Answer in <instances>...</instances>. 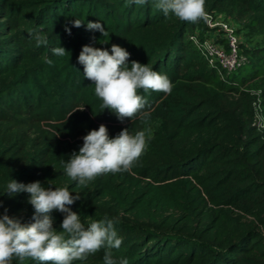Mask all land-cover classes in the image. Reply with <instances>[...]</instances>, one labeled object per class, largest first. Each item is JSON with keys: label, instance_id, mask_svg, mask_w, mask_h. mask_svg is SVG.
<instances>
[{"label": "trees", "instance_id": "16d2710c", "mask_svg": "<svg viewBox=\"0 0 264 264\" xmlns=\"http://www.w3.org/2000/svg\"><path fill=\"white\" fill-rule=\"evenodd\" d=\"M204 11L231 18L246 36L242 62L230 72L211 66L191 38L209 37L206 16H165L153 0H0V214L32 223L29 194L9 196L6 185L40 181L80 197L69 207L85 227L117 221V261L264 264V127L253 123L256 98L264 117V0H205ZM89 21L109 36L88 30ZM37 34L47 46L37 47ZM113 44L131 54L129 65L148 64L173 85L170 94L138 90L148 104L123 122L102 109L77 60L85 45L110 52ZM59 46L70 54L54 55ZM101 124L110 137L144 131L145 151L130 171L80 186L65 163ZM52 216L61 231L64 214ZM105 251L73 264H104Z\"/></svg>", "mask_w": 264, "mask_h": 264}, {"label": "clouds", "instance_id": "9594fccd", "mask_svg": "<svg viewBox=\"0 0 264 264\" xmlns=\"http://www.w3.org/2000/svg\"><path fill=\"white\" fill-rule=\"evenodd\" d=\"M149 0H128V5H144ZM205 0H153V6L165 16L169 13L187 22H197L205 18ZM72 26L85 25L81 20L70 21ZM88 30L99 31L103 37L109 34L100 22H87ZM65 31L71 29L65 25ZM36 45L47 46L46 35L37 34ZM106 44V43H102ZM54 55L63 57L70 54L64 47L52 49ZM130 53L113 44L111 51L85 45L77 58L83 65L84 77L93 82L96 96L102 101V109H108L123 122L132 119L148 104L146 96L138 94L164 92L170 94L173 85L167 75L153 70L148 64L128 61ZM51 63V61H48ZM79 152H73L65 163L66 175L80 186H87L98 176L107 173L128 172L143 155L146 148V133L138 131L135 135L128 128L122 129L115 137L109 136L106 125L90 130L83 138ZM29 194L27 201L34 209L32 223H22L10 217L5 210L0 214V264H12L18 259L21 264L25 258L37 264H73L86 260L100 249H107L104 264H128L126 258L119 261L113 258L111 249H119L122 244L115 230V219L105 217L92 221L87 227L80 216L69 206L80 200L67 187H44L40 181L24 184L14 179L6 185L5 194L14 196ZM2 206V202H0ZM53 211L64 214L61 231L53 227Z\"/></svg>", "mask_w": 264, "mask_h": 264}, {"label": "built area", "instance_id": "2783aa9c", "mask_svg": "<svg viewBox=\"0 0 264 264\" xmlns=\"http://www.w3.org/2000/svg\"><path fill=\"white\" fill-rule=\"evenodd\" d=\"M209 27L220 32L221 37H206L200 40L197 36H192L194 43L201 54L207 59L211 66H216L220 70L230 72L241 62L242 56L238 53V38L235 31L225 20L215 21L210 14H205ZM221 38V41L219 40ZM259 98L253 101L255 110L254 124L259 128L264 127V117L258 104Z\"/></svg>", "mask_w": 264, "mask_h": 264}, {"label": "rangeland", "instance_id": "374dc122", "mask_svg": "<svg viewBox=\"0 0 264 264\" xmlns=\"http://www.w3.org/2000/svg\"><path fill=\"white\" fill-rule=\"evenodd\" d=\"M220 20H221V21H222V20H225L227 23H229V24L231 25V27H232L233 30L235 31V34H236V36H237L239 42H245V41H246V36H245V34H244L243 31H238V32H236V29L239 30V28H240L239 23L233 21L231 18L225 17V16L222 15V14H218V15H216V17H215V21H220ZM207 26L209 27L208 24H207ZM209 28H210V27H209ZM209 36H210V37H213V38H215L216 36H217V37H221L220 32L215 31L214 28L211 29V31H210V35H209Z\"/></svg>", "mask_w": 264, "mask_h": 264}]
</instances>
